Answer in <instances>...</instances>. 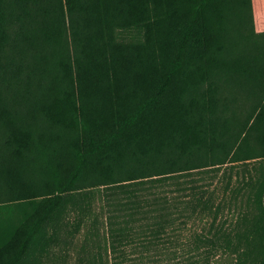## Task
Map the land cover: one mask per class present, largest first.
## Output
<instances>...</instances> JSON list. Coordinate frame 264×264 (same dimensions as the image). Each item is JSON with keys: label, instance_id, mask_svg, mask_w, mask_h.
Wrapping results in <instances>:
<instances>
[{"label": "trees", "instance_id": "16d2710c", "mask_svg": "<svg viewBox=\"0 0 264 264\" xmlns=\"http://www.w3.org/2000/svg\"><path fill=\"white\" fill-rule=\"evenodd\" d=\"M181 228L264 264V0H0V264Z\"/></svg>", "mask_w": 264, "mask_h": 264}, {"label": "rangeland", "instance_id": "374dc122", "mask_svg": "<svg viewBox=\"0 0 264 264\" xmlns=\"http://www.w3.org/2000/svg\"><path fill=\"white\" fill-rule=\"evenodd\" d=\"M241 204H234L231 207L237 209L235 214L231 212H226L229 218L233 214L236 216L240 210ZM209 222H204V235H206L209 229ZM181 231L175 234H170L166 236V242H161L157 247H150L146 250L140 244L135 243L134 245H128L125 248L123 256L111 257V255L105 254L103 252V264H196L190 263L193 260H197V263L209 264H231L234 261V256L231 254L230 250L225 246L217 245L215 248H211L210 252L208 248L204 245V248L200 247L196 249L193 247V229L181 228ZM103 238V230L100 231ZM84 237V232L82 231L74 240V246L69 250V255L65 262H60L58 264H76L77 249L81 244Z\"/></svg>", "mask_w": 264, "mask_h": 264}]
</instances>
